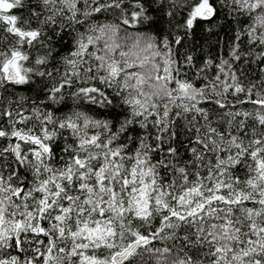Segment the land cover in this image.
Returning <instances> with one entry per match:
<instances>
[{"label":"snow or ice","instance_id":"snow-or-ice-1","mask_svg":"<svg viewBox=\"0 0 264 264\" xmlns=\"http://www.w3.org/2000/svg\"><path fill=\"white\" fill-rule=\"evenodd\" d=\"M0 264H264V0H0Z\"/></svg>","mask_w":264,"mask_h":264}]
</instances>
